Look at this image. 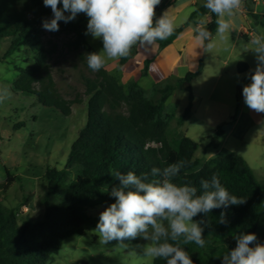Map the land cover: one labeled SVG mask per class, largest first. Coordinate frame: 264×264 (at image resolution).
<instances>
[{
  "label": "trees",
  "instance_id": "1",
  "mask_svg": "<svg viewBox=\"0 0 264 264\" xmlns=\"http://www.w3.org/2000/svg\"><path fill=\"white\" fill-rule=\"evenodd\" d=\"M251 1V0H248ZM200 5L189 16L203 15L208 10ZM252 18L264 26V15L253 14ZM66 15V14H65ZM211 21L207 29L214 34L217 17L210 13ZM53 13L45 7L43 0H0V40L10 39L5 57L15 51H31L35 55L27 67H16L17 79L13 83L16 91L32 94L36 101L46 108L58 110L63 116L71 114V106L80 101L63 99L55 88L49 71L48 61L56 52V45L42 41V24L50 20ZM83 18L75 22H58L61 29L73 34L68 43L70 49L79 51L78 59L92 77H83L86 102V121L72 142L63 169L48 168L42 180L43 195L40 202L43 212L40 219H24L18 223L14 211L0 204V264H45L58 254L62 242L72 236H81L96 231L99 215L92 216L89 209L101 205L110 206L115 202L110 190L119 184L110 173L113 170L137 175L150 174L153 167L163 169L180 160L188 161L175 182L190 183L200 194L202 179L210 180L216 174L230 194L245 200L240 205H230L227 209H214L208 216L210 228H205L203 248L195 243L182 245L188 251L193 264H222V258L208 239L218 242L234 238L241 232L255 233L257 241L264 243V184L238 154L220 153L215 158L202 162L195 157L197 143L186 136L173 138L168 127L175 119L177 125L189 117L192 95L189 84L203 69L202 60L194 72L185 77L167 80L164 85L152 88L155 99L147 98L146 92L136 82L126 86L104 68L93 72L87 66L86 54L96 52L86 41L81 29ZM187 25V22L183 25ZM180 27L162 46L170 43ZM129 57L119 60L123 65ZM149 61L144 62L140 76H146ZM244 63L238 65V70ZM39 86L38 90L34 85ZM174 90L188 92V104L179 115L165 113V104ZM20 125H18V128ZM219 125L208 146L217 148L222 135ZM7 184L13 180L7 170ZM186 173V174H185ZM64 190L62 199L52 198ZM23 202H27L26 199ZM225 212L228 223L220 224L218 219ZM203 218L198 215L196 220ZM152 264H166L163 259H155Z\"/></svg>",
  "mask_w": 264,
  "mask_h": 264
},
{
  "label": "clouds",
  "instance_id": "2",
  "mask_svg": "<svg viewBox=\"0 0 264 264\" xmlns=\"http://www.w3.org/2000/svg\"><path fill=\"white\" fill-rule=\"evenodd\" d=\"M160 3L161 0H43L53 17L45 20L42 27L55 32L59 30L58 22L68 23L78 14H86L89 19L85 34L100 39L103 44L101 51L86 54L87 66L98 72L109 60L129 57L135 46L148 50L157 41L174 34L175 16L167 10L156 18L155 9ZM242 5L243 0H205L203 7L217 17L216 37L207 29L206 19H200L193 29V45L211 52L217 37L225 39L232 18ZM249 43L258 63L242 95L250 109L264 113V33H253ZM10 96L7 88H0V103ZM188 163L180 160L163 169L153 167L150 174L142 175L113 170L110 175L119 184L110 190L115 202L99 215L96 232L100 243L118 241L123 248L125 240L143 237L150 241L144 247L146 257L163 259L166 264H193L182 245L195 243L203 248L206 243L203 233L211 227L208 214L214 209L240 205L245 200L230 194L216 174L210 180L200 181L203 189L200 194L190 183H176L175 178ZM201 214L202 219H194ZM218 223H228L225 212H221ZM234 239L236 247L222 256V264H264V243L257 241L255 233L241 232Z\"/></svg>",
  "mask_w": 264,
  "mask_h": 264
},
{
  "label": "rangeland",
  "instance_id": "3",
  "mask_svg": "<svg viewBox=\"0 0 264 264\" xmlns=\"http://www.w3.org/2000/svg\"><path fill=\"white\" fill-rule=\"evenodd\" d=\"M169 1L161 0L155 9L156 18L167 10L170 14L174 11L171 15L176 17L178 28L186 19V15L180 11L175 12L176 8L168 4ZM262 2L263 0L259 2V6ZM59 6L62 8V3ZM80 18H83L81 29L87 43L96 52L101 51L102 41L85 34L89 19L86 14H78L72 22ZM73 39V34L63 31L60 25L59 30L55 32L42 29V41H50L57 48L48 64L58 94L68 101H80L79 104L71 106L69 116H63L53 108L43 107L32 94L14 89L13 83L18 76L15 66L27 67L35 54L21 48L5 57L10 39L0 40V88H7L11 93L10 98L0 103V204L14 211L18 223L24 219L41 218L43 206L40 198L44 191L42 176L48 168L63 169L70 146L86 121L88 97L85 95L83 77H92V74L79 61V51L69 48L68 43ZM136 48L137 46L134 47ZM117 64L118 61L109 60L105 67L117 69ZM152 82L149 77H141L137 83L146 90L147 98L154 100L156 96L152 92ZM165 83L164 81L159 85ZM33 87L35 90L39 89L37 84ZM184 100L182 93L173 92L166 101L165 113L181 112ZM168 127L173 138L182 136L183 131L177 126L175 119L169 121ZM192 131L190 136L198 144L196 157L203 161L206 157L204 148L210 143L214 131L202 130L196 126ZM5 170L13 180L10 184L6 183ZM257 171L261 176L259 182L264 184V167ZM63 193L64 190L59 191L52 201H60ZM24 199L27 202H23ZM107 207L108 205L97 206L89 209L88 213L97 216ZM149 242L143 237H137L134 240H125L126 247L121 248L118 241L101 244L97 232L91 231L64 240L58 254L52 255L45 264H152L153 259L144 254V247ZM208 243L215 247L221 258L227 251L236 247L234 238L223 242L209 238Z\"/></svg>",
  "mask_w": 264,
  "mask_h": 264
},
{
  "label": "crops",
  "instance_id": "4",
  "mask_svg": "<svg viewBox=\"0 0 264 264\" xmlns=\"http://www.w3.org/2000/svg\"><path fill=\"white\" fill-rule=\"evenodd\" d=\"M203 1L170 0L168 4L176 8L175 12L180 11L186 15V19L176 30L187 22L172 41L164 46L162 44L166 40L157 41L148 50L137 45L136 49L133 48L134 55L123 65L118 61L117 69H104L124 86L132 81L137 83L141 77H149L154 87L161 82L180 79L187 73L194 72L202 60V72L189 84H185L190 87L192 95L190 115L177 126L182 129V136L194 140L190 133H193L195 126L202 130L214 131L222 125L223 133L219 138L218 147H205L206 157L202 162L209 161L220 153L233 152L246 161L259 180L261 176L257 170L264 167V113L250 109L244 102L242 91L244 86L251 83L250 77L258 63L257 54L249 50L251 36L253 33H264V26L252 18L250 11L264 15V0L260 6L261 0H243L242 8L232 18L230 31L225 34V39H215V47L211 52L196 48L192 42L193 29L197 22L206 19L209 23L210 12L198 14L188 20L190 14L202 5ZM173 13L174 11H171V14ZM216 31L213 37H216ZM145 61H149L147 74L140 76ZM241 63H244L246 68L241 66L238 70ZM144 91L146 92L145 89ZM175 91L185 96L183 110L174 111L177 117L188 104V92H173Z\"/></svg>",
  "mask_w": 264,
  "mask_h": 264
}]
</instances>
